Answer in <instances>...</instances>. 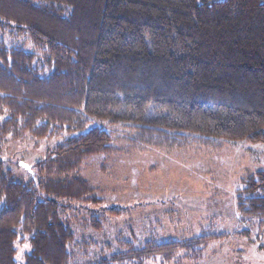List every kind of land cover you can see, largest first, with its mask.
<instances>
[{"label": "trees", "instance_id": "1", "mask_svg": "<svg viewBox=\"0 0 264 264\" xmlns=\"http://www.w3.org/2000/svg\"><path fill=\"white\" fill-rule=\"evenodd\" d=\"M94 121L127 125L138 150L264 146V0H0V264H82L69 222L103 200L79 173L115 150ZM28 137L59 142L26 180L2 151ZM240 182L238 212L263 225L264 169ZM226 236L128 243L86 264H197Z\"/></svg>", "mask_w": 264, "mask_h": 264}, {"label": "rangeland", "instance_id": "2", "mask_svg": "<svg viewBox=\"0 0 264 264\" xmlns=\"http://www.w3.org/2000/svg\"><path fill=\"white\" fill-rule=\"evenodd\" d=\"M93 124L112 132L115 150L91 157L79 173L99 188L103 200L97 210L84 205L69 222L78 242L75 253L80 263L124 251L128 243L138 247L151 239L164 242L216 234L227 236L210 243L197 264H243L239 261L242 256L238 254V243L247 218L237 210L236 192L242 188L240 180L247 171L264 169L263 145L218 141L217 150H138L126 140L131 135L127 125L104 121ZM58 142L29 137L24 141L9 139L2 151L5 166L28 180L32 177L31 166ZM92 218L102 223L100 231L88 224ZM249 220L247 228L252 233L259 220ZM256 236H249L250 242ZM30 249L27 242L18 243L19 263ZM83 254L86 257H81ZM181 264L192 263L185 260Z\"/></svg>", "mask_w": 264, "mask_h": 264}, {"label": "crops", "instance_id": "3", "mask_svg": "<svg viewBox=\"0 0 264 264\" xmlns=\"http://www.w3.org/2000/svg\"><path fill=\"white\" fill-rule=\"evenodd\" d=\"M241 216L243 218H247V221H243L242 224H244L245 227L243 225V230L242 232H240V236H242V239H239L238 254L242 257L241 259L239 257V261L243 262V264H264V244L262 243V240L264 242V224L261 225L259 221V223H256V227H252L253 231L252 233H250L247 228L250 223H247L251 218L245 217L242 214ZM255 233L257 234L256 238H254L253 241L250 242V239L248 237L254 235Z\"/></svg>", "mask_w": 264, "mask_h": 264}]
</instances>
